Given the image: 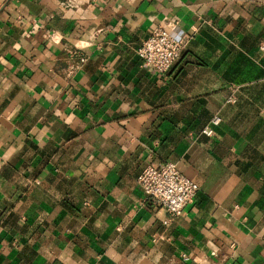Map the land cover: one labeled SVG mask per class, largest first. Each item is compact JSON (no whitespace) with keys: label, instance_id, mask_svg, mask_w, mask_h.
<instances>
[{"label":"crops","instance_id":"0c3cea01","mask_svg":"<svg viewBox=\"0 0 264 264\" xmlns=\"http://www.w3.org/2000/svg\"><path fill=\"white\" fill-rule=\"evenodd\" d=\"M64 2L0 0V264H264V0ZM169 162L178 218L137 181Z\"/></svg>","mask_w":264,"mask_h":264},{"label":"built area","instance_id":"2783aa9c","mask_svg":"<svg viewBox=\"0 0 264 264\" xmlns=\"http://www.w3.org/2000/svg\"><path fill=\"white\" fill-rule=\"evenodd\" d=\"M111 1L115 0H65L64 6L71 9L80 7L84 3ZM185 40L174 38L162 26H158L138 48L137 54L144 66L166 75L180 59L185 48ZM71 55L76 58L71 66L73 72L86 61V58L78 52H72ZM219 123V117L212 118L203 133L211 136L212 126H217ZM137 181L152 204L165 209L172 218L182 216L186 208L194 202L199 191L198 185L184 176L176 164L170 162L144 166Z\"/></svg>","mask_w":264,"mask_h":264}]
</instances>
